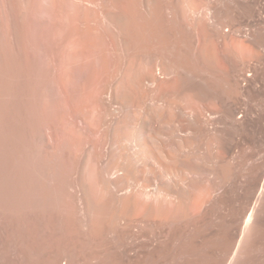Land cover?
<instances>
[{"label": "bare ground", "instance_id": "1", "mask_svg": "<svg viewBox=\"0 0 264 264\" xmlns=\"http://www.w3.org/2000/svg\"><path fill=\"white\" fill-rule=\"evenodd\" d=\"M0 264H264V0H0Z\"/></svg>", "mask_w": 264, "mask_h": 264}]
</instances>
